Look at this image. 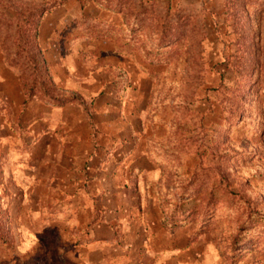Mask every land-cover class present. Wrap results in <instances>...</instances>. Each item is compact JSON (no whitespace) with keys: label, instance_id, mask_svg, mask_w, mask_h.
<instances>
[{"label":"rangeland","instance_id":"1","mask_svg":"<svg viewBox=\"0 0 264 264\" xmlns=\"http://www.w3.org/2000/svg\"><path fill=\"white\" fill-rule=\"evenodd\" d=\"M246 211L264 0H0V264H264Z\"/></svg>","mask_w":264,"mask_h":264},{"label":"trees","instance_id":"2","mask_svg":"<svg viewBox=\"0 0 264 264\" xmlns=\"http://www.w3.org/2000/svg\"><path fill=\"white\" fill-rule=\"evenodd\" d=\"M106 5H109V4H106ZM121 8H122V5L121 6L119 5L118 9H121ZM29 26L32 27L31 25H29ZM139 27H140V25L133 24L132 29L137 30V29H139ZM25 30H26V28H25ZM27 31H31V29L27 28ZM18 36H19V38L22 37V34L20 31H19ZM37 36H38L37 28H34V30L30 32V36L28 35L29 41H26V42L27 43H29V42L35 43V41H36L35 38ZM164 45H166V44H164ZM243 79H244V76L239 77V82L242 83ZM225 86L232 92V94L235 93L237 88L239 87L236 81H235V84L233 86L228 85L227 83L225 84ZM69 101H72V100L70 99ZM59 105H61V104H59ZM181 194H185L187 196L188 191L183 192ZM180 206H181L180 201H178V200L171 204L170 215L165 216L163 218V222H164L165 226L177 227L178 225H181V223H183V221H186V222L188 221L187 219L190 217V214H188V213L190 211H188L186 208H183L182 206H181V211L186 210L187 211L186 215H184L181 218L178 217ZM243 219H244V222L241 224V226L235 232H233V237L231 239V241H232L231 243L233 244V249L231 250L232 254L225 251V254L227 256L231 257V259H233V260H236L240 257V256H238L237 252L235 251V248L237 246L242 245V242H244L247 238H253L254 237L255 239H264V235L261 232V229H262L261 226L264 225V213L263 212L246 211Z\"/></svg>","mask_w":264,"mask_h":264}]
</instances>
